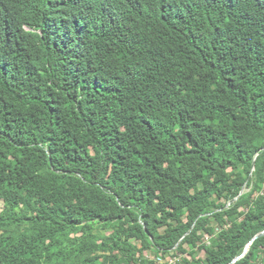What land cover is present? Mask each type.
<instances>
[{"label": "trees", "instance_id": "16d2710c", "mask_svg": "<svg viewBox=\"0 0 264 264\" xmlns=\"http://www.w3.org/2000/svg\"><path fill=\"white\" fill-rule=\"evenodd\" d=\"M0 200V264H264V0H0Z\"/></svg>", "mask_w": 264, "mask_h": 264}, {"label": "rangeland", "instance_id": "374dc122", "mask_svg": "<svg viewBox=\"0 0 264 264\" xmlns=\"http://www.w3.org/2000/svg\"><path fill=\"white\" fill-rule=\"evenodd\" d=\"M3 207H4V202H3V200H0V211L3 209ZM206 239H209V236H206ZM200 255L201 256H205V251L204 250H201L200 251ZM148 256L151 258V259H154V258H156L157 260H161V261H163V260H166V261H169L170 263H173L174 261H175V257L177 256V257H179L178 255H174V254H167L166 256H164L162 253H160V254H156V253H154V252H150V253H148ZM189 255H182V257H188Z\"/></svg>", "mask_w": 264, "mask_h": 264}, {"label": "water", "instance_id": "95a60500", "mask_svg": "<svg viewBox=\"0 0 264 264\" xmlns=\"http://www.w3.org/2000/svg\"><path fill=\"white\" fill-rule=\"evenodd\" d=\"M261 235H264V231L262 233H260L259 236H261ZM248 249H249V246L246 248V250L244 251V253L241 254L240 256H238L236 259H234V261L231 264H234L236 261H238L239 259H241L242 257H244L245 254L247 253Z\"/></svg>", "mask_w": 264, "mask_h": 264}]
</instances>
